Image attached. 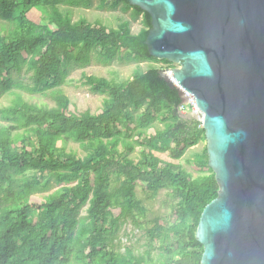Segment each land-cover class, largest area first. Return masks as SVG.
I'll list each match as a JSON object with an SVG mask.
<instances>
[{
	"label": "trees",
	"instance_id": "trees-1",
	"mask_svg": "<svg viewBox=\"0 0 264 264\" xmlns=\"http://www.w3.org/2000/svg\"><path fill=\"white\" fill-rule=\"evenodd\" d=\"M90 4L0 0V98L13 96L0 108V264H200L203 246L195 233L219 186L206 144L194 154L200 175L178 162L206 141L201 122L181 116L180 91L150 66L123 81L83 72L81 85L106 95L94 112L73 109L62 94L68 68L87 66L93 54L103 63L175 67L148 53L150 15L126 0H100V7L131 9L133 20L141 17L137 33L128 21L109 28L73 21L60 9ZM15 89L49 96L54 105L29 103ZM70 142L84 153L67 149ZM50 179L58 188L43 194ZM138 185L150 199L166 189L175 199L173 219L155 217L144 227V252L115 251L121 225L144 214Z\"/></svg>",
	"mask_w": 264,
	"mask_h": 264
},
{
	"label": "water",
	"instance_id": "water-1",
	"mask_svg": "<svg viewBox=\"0 0 264 264\" xmlns=\"http://www.w3.org/2000/svg\"><path fill=\"white\" fill-rule=\"evenodd\" d=\"M146 11L145 40L171 88L201 113L219 186L195 237L200 264H264V0H126Z\"/></svg>",
	"mask_w": 264,
	"mask_h": 264
},
{
	"label": "rangeland",
	"instance_id": "rangeland-1",
	"mask_svg": "<svg viewBox=\"0 0 264 264\" xmlns=\"http://www.w3.org/2000/svg\"><path fill=\"white\" fill-rule=\"evenodd\" d=\"M60 9L70 12L73 21H77L80 18L86 19L88 22L98 21L107 27L116 28L117 25L123 21H128L130 24L131 32L137 33L141 28V17L133 20L131 17V9L124 11L120 4L115 9L109 7H100V0H91L90 7H74L69 5H61ZM43 22L42 24H45ZM175 67L180 68L181 64L172 63ZM150 66L160 67L162 70L167 69V65L163 62L152 61H120L114 59L111 62L103 63L101 58L95 54L92 55L91 61L87 66L81 67L72 65L68 68L69 74L66 82L60 87L62 94L65 95L73 109L77 111L89 110L94 112L96 109L102 106V102L106 97L105 94L93 93L87 86H83L80 83L81 74L86 72L88 74L105 77L114 81H123L132 77L134 72L142 71ZM24 82V81H23ZM19 93L23 100L29 103H36L38 105L53 106L54 101L46 95L40 93H28L20 89H15ZM13 96L11 94L3 95L0 98V108L10 103ZM180 114L183 118H193L201 120V113L199 110L194 109L191 105H185L180 107ZM161 127L160 124H158ZM206 144V141L189 148L185 154L179 159V163L184 169L196 177L203 173L201 170L195 167L194 154L200 152L202 147ZM67 149H73L78 154L84 153L77 143L70 142ZM136 153L131 154L135 156ZM45 178L48 176L44 175ZM46 180L43 181V183ZM43 184H41V187ZM58 188V184L50 179L47 187L43 188V194L49 193ZM136 196L139 199L142 206H144V214L138 213L136 221L128 219L125 221L113 240L114 250L123 252L125 248L130 247L134 252L142 253L147 248L146 246V226L151 225V221L155 217L163 218L164 220L171 221L173 219V210L175 208V199L168 193L166 189L160 190L157 196L153 199L147 197L143 190V185L136 187ZM82 209L81 214H84ZM157 250H152L151 255H155Z\"/></svg>",
	"mask_w": 264,
	"mask_h": 264
},
{
	"label": "built area",
	"instance_id": "built-area-1",
	"mask_svg": "<svg viewBox=\"0 0 264 264\" xmlns=\"http://www.w3.org/2000/svg\"><path fill=\"white\" fill-rule=\"evenodd\" d=\"M182 96V107L185 105H191V107H193L194 109L198 110L197 107L195 106V101L194 98L191 94L187 93V92H183L181 93Z\"/></svg>",
	"mask_w": 264,
	"mask_h": 264
},
{
	"label": "clouds",
	"instance_id": "clouds-1",
	"mask_svg": "<svg viewBox=\"0 0 264 264\" xmlns=\"http://www.w3.org/2000/svg\"><path fill=\"white\" fill-rule=\"evenodd\" d=\"M183 100V99H182Z\"/></svg>",
	"mask_w": 264,
	"mask_h": 264
}]
</instances>
